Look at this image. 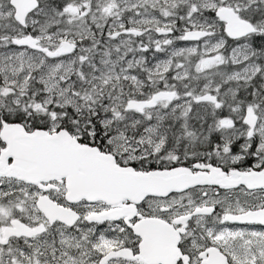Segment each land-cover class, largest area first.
Listing matches in <instances>:
<instances>
[{"label":"snow or ice","instance_id":"1","mask_svg":"<svg viewBox=\"0 0 264 264\" xmlns=\"http://www.w3.org/2000/svg\"><path fill=\"white\" fill-rule=\"evenodd\" d=\"M0 264H264V0H0Z\"/></svg>","mask_w":264,"mask_h":264}]
</instances>
